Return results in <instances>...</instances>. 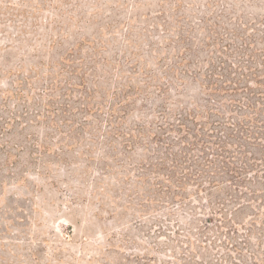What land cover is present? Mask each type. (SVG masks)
I'll return each mask as SVG.
<instances>
[{"label":"rangeland","instance_id":"rangeland-1","mask_svg":"<svg viewBox=\"0 0 264 264\" xmlns=\"http://www.w3.org/2000/svg\"><path fill=\"white\" fill-rule=\"evenodd\" d=\"M260 119L264 0H0V264H264Z\"/></svg>","mask_w":264,"mask_h":264},{"label":"trees","instance_id":"trees-1","mask_svg":"<svg viewBox=\"0 0 264 264\" xmlns=\"http://www.w3.org/2000/svg\"><path fill=\"white\" fill-rule=\"evenodd\" d=\"M215 73V72H214ZM217 76V74H216ZM221 76V75H220ZM250 101V99H248ZM234 101H238V100H234ZM239 102H241V100H239ZM252 105H254L251 101L249 102L248 104V108H251L252 109ZM239 124H240V132H239V137L237 139H240L242 140L243 137L242 135H246L245 132L247 131L245 129V127L243 126V122L241 121H238ZM231 124H236L239 126V124L237 123H231ZM257 124V130H260V131H257L256 132V135H257V139L261 138L264 140V119H260L258 122H256ZM235 125V126H236ZM188 131H191V129H186V133L183 135L184 138H188L190 137V132ZM241 135V136H240ZM250 135V134H249ZM236 135H234L233 133H228L227 136L225 138H220L217 142H214V146L215 148L213 149L209 142H202L203 145L205 147H203L202 149H198V146H197V143H193V142H190V141H187L188 143H185L186 146H187V155L188 153H190V150L192 149H195L197 148L199 151H201L204 156H203V160H206V164L205 166H209L211 164L215 165L216 162L213 160V158H222L221 162L220 163H223L220 168L223 169V170H227V171H222L223 174H226L229 178L228 180H230L231 182H233V184H235L237 186V188H244L245 185H243V183H245L247 180H248V175L249 173L251 172L252 170V164H250V161L252 160V158H248V150L246 151L245 148H246V144H244V142H237V143H240L241 144V148H240V154H235L236 158H237V165H233L232 167L230 165H228V163L226 164V159L227 158H231L233 157V153L234 152H230L228 151L227 149V146L229 144H231V142H229L230 140V137H235ZM182 137V138H183ZM193 137L195 138V140L197 141V137H198V133L194 134ZM250 136L246 135L244 138L247 140ZM239 140V141H240ZM198 141H201L198 140ZM176 155V154H175ZM211 157L212 160L210 159ZM256 160L258 158H255ZM262 161L264 162V157L262 158ZM208 162V163H207ZM185 164L187 163L183 157L179 154H177V158L175 157L174 161H173V164L172 165H169L168 167L166 166V164H164V166L162 168H167V169H170V173L169 175L174 178L177 174V172L175 171L177 167H179L180 164ZM219 164V163H218ZM200 166V164H198ZM162 170V169H161ZM197 172L195 174H192L190 171L187 172V175L188 176H195L198 174V176H201L202 178L204 177H208L206 180L208 181V183H205V182H201V184H208L209 187H212V186H218L219 183L217 180L213 179L210 175L211 173L213 174H217V172H211V171H208V170H204V166L203 168H199V169H196ZM238 179H232L234 177H236ZM201 178V179H202ZM204 180V179H203ZM202 180V181H203ZM250 192H252L250 190ZM237 195H239L237 193ZM237 195L235 194V192L233 191V193L231 194H228V197L232 198V199H236L237 198ZM248 197V195L246 196ZM213 201V200H212ZM225 200H223L222 198L219 199V201H214L215 204H214V207L212 206L210 209H211V214L213 217H225V219H228V216H225L226 214L223 212L224 209L220 208L221 204L222 205H225V202H223ZM215 205H218L217 208H215ZM241 206V205H240ZM220 209V210H219ZM222 211V216L219 215V213ZM218 219V218H217Z\"/></svg>","mask_w":264,"mask_h":264}]
</instances>
